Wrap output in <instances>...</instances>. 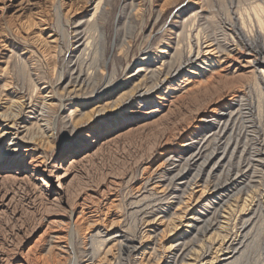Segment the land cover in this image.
Here are the masks:
<instances>
[{
    "label": "rangeland",
    "instance_id": "1",
    "mask_svg": "<svg viewBox=\"0 0 264 264\" xmlns=\"http://www.w3.org/2000/svg\"><path fill=\"white\" fill-rule=\"evenodd\" d=\"M256 50L264 0H0V264H264Z\"/></svg>",
    "mask_w": 264,
    "mask_h": 264
},
{
    "label": "bare ground",
    "instance_id": "2",
    "mask_svg": "<svg viewBox=\"0 0 264 264\" xmlns=\"http://www.w3.org/2000/svg\"><path fill=\"white\" fill-rule=\"evenodd\" d=\"M101 3V2H100ZM100 3H98V7H96L97 9L99 8V4ZM101 5V4H100ZM96 9V10H97ZM258 9V8H257ZM256 9V10H257ZM257 18H258V20H259V22H263V20H262V18L260 17V15L259 14H257ZM50 37H52V35H50ZM205 37V36H204ZM198 38H199V36H198ZM207 42H205V44H206ZM212 43V42H211ZM211 43H209V44H206V46H205V48H206V54H208V53H212V52H214V48H213V45L211 44ZM200 44H201V39L199 38L198 39V46H199V49H198V51H199V53H201V47H200ZM87 47H88V44H87ZM191 47V46H190ZM250 47V46H249ZM213 48V49H212ZM251 51V50H250ZM257 51V50H256ZM164 52V50H162V53ZM263 50H258L257 51V56L261 53V54H263ZM190 53H191V51H190ZM256 56V57H257ZM189 60V59H188ZM257 60V59H256ZM168 64V63H167ZM169 65V64H168ZM170 67V66H169ZM172 69H176V67L175 66H171V70ZM140 70H142V68L140 69ZM160 71V70H159ZM177 71V70H176ZM264 72V71H263ZM154 74H155V72H154ZM170 74V73H169ZM158 77H160V76H158ZM157 77V78H158ZM162 77V76H161ZM166 78V77H165ZM161 81V80H160ZM194 159V158H193ZM234 183V182H233ZM189 206V205H188ZM187 206V207H188ZM152 213V212H151ZM147 214V213H146ZM189 220H187V222L185 223V225L187 226V227H191L192 226V221H194V217H192V216H190L189 218H188ZM234 238H232V236L231 237H227V238H225L224 240H223V242L220 244V249H219V251H224V250H227V249H230L231 248V246L233 245V243H234ZM174 248V246H171V250ZM221 255V254H220ZM216 256H214V258H215ZM219 258H220V256H219ZM190 259H194V260H196L195 258H193V257H191ZM215 261L216 260H211V261H209V264H215ZM218 261V260H217Z\"/></svg>",
    "mask_w": 264,
    "mask_h": 264
}]
</instances>
